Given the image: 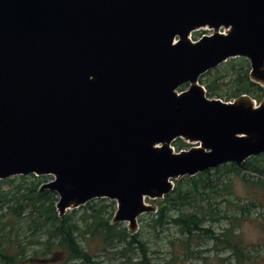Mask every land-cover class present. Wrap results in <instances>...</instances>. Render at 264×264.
<instances>
[{"label": "water", "instance_id": "obj_1", "mask_svg": "<svg viewBox=\"0 0 264 264\" xmlns=\"http://www.w3.org/2000/svg\"><path fill=\"white\" fill-rule=\"evenodd\" d=\"M238 57L264 87V0H0V180L53 176L60 216L105 198L138 233L146 197L264 154V100L199 82Z\"/></svg>", "mask_w": 264, "mask_h": 264}, {"label": "trees", "instance_id": "obj_2", "mask_svg": "<svg viewBox=\"0 0 264 264\" xmlns=\"http://www.w3.org/2000/svg\"><path fill=\"white\" fill-rule=\"evenodd\" d=\"M236 59L228 67L232 70V86L221 93L223 88L214 79L208 81L206 89L218 98L224 94L227 98L248 94L261 102L264 87L251 82L247 60ZM204 83L200 78V84ZM174 146L177 152L190 148L182 139ZM47 177L50 176L32 174L0 180V264H103L98 257L100 252L109 254L115 244L121 245L119 253L127 259L126 264H154L148 242L142 237L143 230L132 234L123 223H113L115 201L94 199L60 216L56 208L57 193L41 191L42 184L48 182ZM238 184L246 188L245 200L239 196ZM259 191L264 193V154L240 165L227 163L194 177L176 180L174 190L165 196L147 225L155 229L166 225L178 227L185 254L192 255L191 246L200 243L195 238H206L216 248L220 245L229 249L235 264H253L256 258L246 247L237 225L251 217L253 208L262 206V200L254 197ZM205 197L224 199L229 210L222 215L218 208L213 212L212 203H206ZM172 211L178 214L174 216ZM207 214L215 221L227 220L228 226L220 232L206 227ZM216 215L219 216L214 218Z\"/></svg>", "mask_w": 264, "mask_h": 264}, {"label": "rangeland", "instance_id": "obj_3", "mask_svg": "<svg viewBox=\"0 0 264 264\" xmlns=\"http://www.w3.org/2000/svg\"><path fill=\"white\" fill-rule=\"evenodd\" d=\"M213 33V30L210 29H200L194 31L192 33V39L196 41L201 38L203 35H210ZM235 59V58H234ZM240 59L238 57L236 60ZM247 60V59H246ZM230 62L232 59H229L226 62H223L217 68L210 70L211 72H207L202 75L201 79L205 82L202 85L206 89V85L208 81L218 79L219 84L222 86L223 91L221 93H225L232 82V70H228L230 66ZM249 69L251 70L250 62ZM239 65H236V69H239ZM189 88V85H183L179 91H185ZM206 94L208 97L212 99H220L224 102H234L236 98H227L224 94L223 97L218 98L217 95H211L210 92L206 89ZM255 100V99H253ZM256 101V100H255ZM257 102V101H256ZM257 104H260L257 102ZM177 142V141H176ZM173 147L176 149V147ZM186 142V141H185ZM190 147L194 144L186 142ZM189 148L183 149L188 150ZM48 182L52 180V177H47ZM237 191L239 193L240 198L245 200L247 196L246 188L243 184L237 185ZM255 198L261 199L262 206H258L252 209L251 217L242 222L240 225L238 224V231L241 234L246 247L252 252V256L256 259L253 264H264V193L263 191H259L256 193ZM164 199V198H163ZM163 199H151L146 197L145 202L148 205H151L154 210L151 213H146L139 217V230H143V238L145 242H148V246L150 248V257L154 264H235V259H233V255L231 251L226 250L225 247L218 245L216 248L210 239L206 238H195L199 244L191 246L192 255L189 253L185 254V250L180 246V240L183 239L180 229L174 225H166L163 229H155L147 225L157 213V209L160 206V203ZM259 199V200H260ZM109 200V199H108ZM111 201V200H110ZM205 202L212 203L213 212H217L218 208L222 213L226 210L228 211V204L222 198L214 197L212 199H208L205 197ZM198 205L201 206V202H198ZM117 206V205H116ZM192 210V209H190ZM231 212H234L231 210ZM230 212V213H231ZM178 213L176 211H172V215L176 216ZM219 215H216V218ZM144 221H141V219ZM212 217L207 214L206 217V227L211 226L212 230L215 232H220L226 226H228V221L225 219H218L215 221ZM127 226V223H123ZM98 251L97 249H94ZM109 254L105 252H100L99 260L103 264H126V258L120 256L119 250H121V245H116L109 249ZM136 253V252H135Z\"/></svg>", "mask_w": 264, "mask_h": 264}]
</instances>
